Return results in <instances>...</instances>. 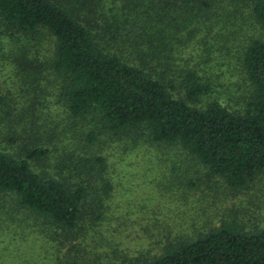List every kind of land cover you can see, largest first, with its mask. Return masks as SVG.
Segmentation results:
<instances>
[{"label": "trees", "instance_id": "16d2710c", "mask_svg": "<svg viewBox=\"0 0 264 264\" xmlns=\"http://www.w3.org/2000/svg\"><path fill=\"white\" fill-rule=\"evenodd\" d=\"M119 1L121 15L108 30V42L115 43L132 30L137 38L133 55L138 58L119 49L111 52L104 39L96 38L89 16L81 18L78 10H68L58 0H0V29L11 37L38 39L45 34L49 38L47 65L60 83L69 117L91 118L98 124L100 131L90 132L89 142L110 134L129 137L134 144L177 147L191 165L202 167L209 179L220 181L229 192L254 190L264 177V35L252 37L245 31L238 59L249 92L240 109L207 98L211 86L195 70H180L178 83L169 77L168 68L159 67L170 62L161 59L164 50H172L169 37H179L176 42L182 43L184 31L189 39L204 32L207 51L213 29L225 41L221 48L245 27L264 31V0ZM127 5L150 12V22L130 23ZM145 57L151 64L141 63ZM47 153L41 147H24L20 155L11 154L0 145V205L8 202L73 232L82 227L87 199L92 196L98 205L88 214L94 222L100 221L97 212L111 190L104 177L106 159L80 157L75 174L70 175L78 179L74 183L65 175L35 171L31 162ZM0 213L10 214L4 207ZM132 264H264V228L224 222L167 243L159 255Z\"/></svg>", "mask_w": 264, "mask_h": 264}, {"label": "rangeland", "instance_id": "374dc122", "mask_svg": "<svg viewBox=\"0 0 264 264\" xmlns=\"http://www.w3.org/2000/svg\"><path fill=\"white\" fill-rule=\"evenodd\" d=\"M58 1L68 10H78L81 18L89 16L96 38L104 39L111 52L119 49L132 57L137 41L132 30L115 43L108 42V30L121 15V1ZM142 9L127 5L130 23L150 22L147 16L151 13L144 14ZM249 29L232 36V42L222 48L219 44L225 41L213 29L207 39L209 51L204 46V32L189 39L184 31L179 44V37H169L172 50H164L161 59L170 62L159 68H168L169 77L178 83L181 71L195 70L211 86L207 98L240 109L249 92L238 59L245 31L252 37L264 35L256 26ZM49 47L45 34L38 39L11 37L0 29V100L4 106L0 110V145L17 155L24 147L46 149L45 158L31 162L35 171L52 177L65 175L74 183L78 179L70 175L75 174L80 157H104V177L111 190L97 212L101 220L94 222L88 214L98 205L94 197H88L82 227L73 232L2 202L0 207L10 214L0 213V264H132L159 255L167 243L224 222L264 228V177L254 190L237 194L209 179L202 167L191 165L177 147L134 144L129 137L110 134L89 142V133L100 131L98 124L91 118L69 117L60 83L47 65ZM141 61L151 64L148 57ZM31 75H36L35 82ZM100 185L98 179L96 186Z\"/></svg>", "mask_w": 264, "mask_h": 264}]
</instances>
